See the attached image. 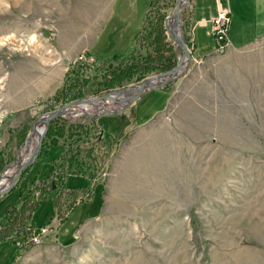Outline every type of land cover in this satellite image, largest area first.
I'll list each match as a JSON object with an SVG mask.
<instances>
[{
	"label": "rangeland",
	"instance_id": "374dc122",
	"mask_svg": "<svg viewBox=\"0 0 264 264\" xmlns=\"http://www.w3.org/2000/svg\"><path fill=\"white\" fill-rule=\"evenodd\" d=\"M151 1L0 0V151L8 155L0 175L17 163L42 115L70 103L50 101L73 65L135 48ZM176 1L151 6L167 44L157 31L149 37L147 63L158 67H138L112 90L84 98L112 91L109 98H119L185 58L166 28ZM202 32L197 50L185 32L192 58L180 78L122 113L92 118L83 153L93 163L87 176L67 174V187L76 188L71 198L64 187L45 191L41 182L62 145L46 147L0 196V264H264V36L219 53L214 36ZM32 119L14 134L15 124ZM82 176L92 181L90 192ZM55 203L63 206L56 209L61 225L51 223Z\"/></svg>",
	"mask_w": 264,
	"mask_h": 264
},
{
	"label": "trees",
	"instance_id": "16d2710c",
	"mask_svg": "<svg viewBox=\"0 0 264 264\" xmlns=\"http://www.w3.org/2000/svg\"><path fill=\"white\" fill-rule=\"evenodd\" d=\"M153 4L154 0L151 1L144 23L137 33L136 46L128 55L125 57H119L116 54L113 56L111 55L102 57L93 56L92 61L87 59L79 60L69 70L66 75V81L58 90L56 95L52 98L50 103L55 106L56 104L71 102L73 100L81 99L87 96L99 95L115 88L117 85H119L118 83L120 82L117 81L120 80V78L124 77L126 74H132L137 70L138 67H140V70L145 72L151 68L158 67L152 66L153 64L151 63H147V61L150 59L149 53H151V42L148 41L149 37H153L156 31L159 33H157V35L162 37L164 43L166 37L164 29L165 27L160 30L158 26H154V19H150V11ZM165 16L167 17V15L164 14V18L160 21H165ZM184 29L187 35L186 38L190 44L191 37L188 35V29L185 24ZM165 45L167 46L166 43ZM33 119L30 121L25 120L20 122L16 128L13 126V129L16 130L14 134L27 129L26 127L32 124ZM92 121L93 119L86 122H70L64 118H57L53 120L51 122L48 134L43 141L38 159L44 153L46 147L48 148L50 146L63 145L66 148V151L64 152L62 158L58 160L57 166H59L61 170L58 177L62 178L71 173L86 175L84 171L85 166H89L93 162L92 160L88 159L89 156H86L83 153L85 150H87V148L85 149L87 146L84 145V142L87 141L84 131L88 132L91 130L92 126H94V122ZM97 138L101 140L103 138V134H98ZM7 156L8 155L5 150L0 151V171L4 165H6L5 157ZM86 159H88V162ZM30 167L31 166H29L27 170ZM51 187L53 188V185ZM27 197L25 199H27ZM12 211L13 208L10 210V218Z\"/></svg>",
	"mask_w": 264,
	"mask_h": 264
},
{
	"label": "crops",
	"instance_id": "0c3cea01",
	"mask_svg": "<svg viewBox=\"0 0 264 264\" xmlns=\"http://www.w3.org/2000/svg\"><path fill=\"white\" fill-rule=\"evenodd\" d=\"M191 1H192V5H190V12L189 14H187V18H186V21L184 20V24L187 26L188 35L191 37V40L196 50H197V44H196L197 31L199 30L201 34H203L202 32L203 30H208V33L206 34L208 36L211 35L209 31H210V28L212 29V20L214 17L218 15L221 9H227L230 12V23L228 26V38H229V44H230L231 49L237 50V49L245 48L255 43L258 39L264 36V0H225L224 2L225 5H223L222 0H191ZM206 4H208L209 6L206 7ZM204 34L202 35V37L204 36ZM215 45H216V41H215ZM212 51L213 50L210 49V51L208 52L211 54L213 53ZM44 83H45L44 85H47V83L50 84L51 81H46ZM166 105L158 113L163 112L164 109L166 108ZM18 125L19 124H15L14 127L16 128ZM57 146H60V145H57ZM64 150L66 151L65 147H64ZM57 164H58V161L53 164L51 173L48 176L44 177L43 180H41L42 185L46 189L45 191H48L49 189H53L51 187L52 183L56 182L57 189L59 186L64 187L63 190L61 189V194L62 192L66 191L67 192L66 197L69 196L71 198V193H74L73 189H76V188L67 187L65 183V178L67 175L62 178L58 177L61 170H60V167L57 166ZM83 178L91 183V187L88 190V192H90V190L93 189L94 185H92L93 183L90 179H87L86 177H83ZM47 185H49V187ZM65 187H67L68 190ZM38 203H40V201ZM38 203L31 211L32 215L35 209L38 207ZM60 206L62 205L56 206V203H55V207L53 208V218L51 220L52 224L57 223V218H56V216L58 217L57 210L60 208ZM12 208L13 210H15V207H10L7 222L9 221L10 210ZM71 211L67 213V217L65 218V220L71 215L70 214ZM54 221L56 222L54 223ZM86 222L82 223L81 226L85 224ZM78 229L79 227L77 228V231Z\"/></svg>",
	"mask_w": 264,
	"mask_h": 264
},
{
	"label": "water",
	"instance_id": "95a60500",
	"mask_svg": "<svg viewBox=\"0 0 264 264\" xmlns=\"http://www.w3.org/2000/svg\"><path fill=\"white\" fill-rule=\"evenodd\" d=\"M180 2H181V0H177L176 1L175 7H174L173 12H172V15L170 16L169 19H172L174 16H176L178 18L179 29H180V37H179V42L178 43L176 42V44H177L178 47L182 48L183 53L187 55V60L185 61V63L183 64V63H181V60H179L178 64L174 68H172V69H170V70H168V71H166L164 73H161L159 75H156L155 77L146 79V80H144V81H142L140 83H137V84L131 86L130 88L137 89V92L130 99V101L126 105L122 106L118 110L110 111V112H108L106 114H102V115H98V116H88V119L85 120V121L91 120L92 118L101 117L103 115L105 116V115H112V114L122 113L138 97H140L144 93H146V92H148L150 90H153V89L161 88V87L167 85L168 83L180 78L188 70V68L190 66V63H191L192 56H191L190 49L188 48V45H187V43L185 41V30H184L183 19L181 18ZM169 19L166 21L167 30H168V21H169ZM168 33H169V30H168ZM150 79H164V80L161 83L155 84V85H153L150 88V87H147ZM127 89H129V88H127ZM127 89H125V90H127ZM114 92L115 91H112V92H109L108 94H104L102 96H94V97L82 98V99L70 102V103L62 106L61 108H59L57 110H54L53 112L43 114L42 117H44V119H45V125L43 126V129H42V133H41L40 140H39V145H38V148H37V153L34 156H32L30 159H28L27 161H22V162L20 160V157L18 156L16 162L17 163L21 162V163H20V167H19L18 173L16 175V178H15L14 182L12 183V186H10V188L7 191L0 192V196L4 195L5 193L10 192L14 188L16 182L19 180L21 174L29 166L34 164V162L38 159L40 151H41V148H42V145H43V141L46 138V135H47L48 130H49V126H50V124H51V122L53 120H55L57 118H65L63 116L62 112H64V110H66L67 108H69L70 106H72V105H74L76 103H95L97 101L102 100L103 98H109L110 94H112ZM119 92H121V91H119ZM70 122H74V121L70 120ZM36 125H37V122L34 124L33 129L35 128ZM52 185H53V189H55L56 188V182H53Z\"/></svg>",
	"mask_w": 264,
	"mask_h": 264
},
{
	"label": "bare ground",
	"instance_id": "6f19581e",
	"mask_svg": "<svg viewBox=\"0 0 264 264\" xmlns=\"http://www.w3.org/2000/svg\"><path fill=\"white\" fill-rule=\"evenodd\" d=\"M188 5H189V0H181L180 11H182ZM168 30H169V34H170L171 38L175 42L178 43L179 37H180V29H179V21H178V18L176 16H174L172 19H169ZM170 30H171V32H170ZM185 58L181 61L183 64L187 60L186 54H185ZM163 80L164 79H150L147 87L151 88L153 85L159 84ZM130 91H135V94H136L137 89L129 88V89L125 90L123 93L126 94ZM135 94H133L132 96H134ZM122 96H120V97H122ZM120 97L119 98H114V97L112 98L111 97L109 99L103 98L102 100L97 101L95 103H76V104L70 106L69 108H67L66 110H64V112H62V113H63V116L65 118L69 117L72 119H74L78 116H81V115L98 116V115L106 114L112 110L114 111V110L120 109L122 106L126 105L130 101V100H123ZM111 104H113V105H111ZM44 125H45V119H44V117H42L41 123L39 124V122H37V125L33 129V132L28 137V139L24 143V145L28 142L30 137L32 135H34L36 132L35 136L30 139L29 143H27L25 146L23 145L24 147L22 146L23 149H22V152L20 154L21 162L27 161L28 159H30L32 156H34L37 153V148L39 145V140H40V136H41L42 129H43ZM20 163H16V164L10 166L7 169V171L5 170L0 175V192H5L10 188V186H12V183L14 182L16 175L18 173Z\"/></svg>",
	"mask_w": 264,
	"mask_h": 264
},
{
	"label": "built area",
	"instance_id": "2783aa9c",
	"mask_svg": "<svg viewBox=\"0 0 264 264\" xmlns=\"http://www.w3.org/2000/svg\"><path fill=\"white\" fill-rule=\"evenodd\" d=\"M230 23V12L227 9H221L218 15L212 20L211 34L216 41V51L221 53L229 49L228 26ZM59 225L61 220H57ZM46 228V227H45ZM45 228H38L39 232H45Z\"/></svg>",
	"mask_w": 264,
	"mask_h": 264
}]
</instances>
